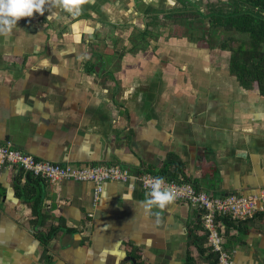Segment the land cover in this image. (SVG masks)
I'll return each instance as SVG.
<instances>
[{
	"label": "crops",
	"instance_id": "0c3cea01",
	"mask_svg": "<svg viewBox=\"0 0 264 264\" xmlns=\"http://www.w3.org/2000/svg\"><path fill=\"white\" fill-rule=\"evenodd\" d=\"M45 9L0 34V145L136 177L171 161L183 177L168 178L172 165L165 179L218 197L264 189V94L232 73L228 50L188 33L193 22L174 23L179 0H94L77 17ZM37 183L3 171L0 264H188L201 216L190 204L148 215L149 191L136 178L105 182L97 201L93 182L46 181L40 227L18 194L26 186L38 194ZM242 221L224 225L234 261L264 264V213ZM41 233L52 235L48 246Z\"/></svg>",
	"mask_w": 264,
	"mask_h": 264
},
{
	"label": "built area",
	"instance_id": "2783aa9c",
	"mask_svg": "<svg viewBox=\"0 0 264 264\" xmlns=\"http://www.w3.org/2000/svg\"><path fill=\"white\" fill-rule=\"evenodd\" d=\"M42 17L39 13H34ZM46 15V9L44 12ZM20 170L25 174L42 178L52 184L64 181H90L96 184L95 200H99L103 185L108 181L127 182L131 178L139 180L150 192L148 181L157 177L153 174L132 176L129 171L118 166H97L79 168L72 165H59L43 162L35 157L20 152L10 143L0 145V180L4 170ZM165 184L176 192L177 201L190 204L201 214L204 228L208 232V245L218 254V264H236L232 252L225 248V226L219 222V217H230L234 221L247 220L257 213L264 212V189L251 196L230 194L227 196H213L207 192H198L188 182L165 179Z\"/></svg>",
	"mask_w": 264,
	"mask_h": 264
},
{
	"label": "trees",
	"instance_id": "16d2710c",
	"mask_svg": "<svg viewBox=\"0 0 264 264\" xmlns=\"http://www.w3.org/2000/svg\"><path fill=\"white\" fill-rule=\"evenodd\" d=\"M184 4V0H179ZM183 10V9H182ZM181 10V11H182ZM175 12L174 16L185 17V11ZM197 16L210 19V26L212 28H223L226 31H234L249 37L247 45L248 49L233 51L231 54V71L235 74L239 81L245 86L254 87V84L258 86L261 93L264 94V0H231L227 8L215 9L208 15H203L201 12H196ZM223 50H230V47L225 44L220 46ZM229 48V49H228ZM176 166V174L174 177H168L167 172L170 166ZM29 175V178L33 181H38L40 186L38 194L31 191L32 185L28 183L24 188H18V194L23 197L24 200L31 206L35 219L33 224L36 226H47L43 219L42 207H43V187L42 182L46 180ZM158 177L163 178H178L183 177V171L180 164H173L168 162L165 168L156 174ZM185 181L184 178H182ZM264 212L257 213L261 214ZM255 216L251 217L254 218ZM248 218V219H251ZM247 219V220H248ZM219 222H222L227 229L234 227L236 223L230 217H219ZM55 233V231H52ZM45 246H48L52 235L39 234L38 235ZM225 248L229 250V247L225 243ZM230 251V250H229ZM231 252V251H230ZM196 257L206 264H218V254L215 253L208 245V232L203 226V222L200 216L198 224H196L191 230L190 247L188 264H196ZM137 264H141L137 262Z\"/></svg>",
	"mask_w": 264,
	"mask_h": 264
},
{
	"label": "clouds",
	"instance_id": "9594fccd",
	"mask_svg": "<svg viewBox=\"0 0 264 264\" xmlns=\"http://www.w3.org/2000/svg\"><path fill=\"white\" fill-rule=\"evenodd\" d=\"M88 3H94V0H0V34H10L21 18L32 17L34 13L44 15L46 5L60 8L77 17L82 13V6ZM73 27L75 29V25ZM87 31L89 34L92 32L91 29ZM148 183L149 198L142 202L146 214H153L151 213L153 207L162 212L175 201L177 194L171 186L165 184L163 177H155ZM155 215L159 222L160 212H156Z\"/></svg>",
	"mask_w": 264,
	"mask_h": 264
},
{
	"label": "rangeland",
	"instance_id": "374dc122",
	"mask_svg": "<svg viewBox=\"0 0 264 264\" xmlns=\"http://www.w3.org/2000/svg\"><path fill=\"white\" fill-rule=\"evenodd\" d=\"M223 3V4H222ZM217 1V0H203L202 3H200L201 10L204 12V14L208 15L215 9H223L227 8L229 5L227 0ZM178 9H180L179 3H177L176 6ZM175 7V8H176ZM185 18L176 16L174 19L175 21L185 22ZM173 21V20H172ZM194 24V31L188 30V33L195 34L196 39L199 44L204 45L205 47H208L210 49L220 47L221 45L225 44L226 46L230 47L231 51H229V54H232L233 51H237L239 49L245 50L248 49L247 42L249 41V37L234 31H226L223 28H212L210 26V20H194L192 21ZM163 23V22H162ZM188 26V25H187ZM191 35V36H192ZM192 36V37H194ZM229 49V48H228ZM230 55H227L226 58H230Z\"/></svg>",
	"mask_w": 264,
	"mask_h": 264
},
{
	"label": "flooded vegetation",
	"instance_id": "af4514ba",
	"mask_svg": "<svg viewBox=\"0 0 264 264\" xmlns=\"http://www.w3.org/2000/svg\"><path fill=\"white\" fill-rule=\"evenodd\" d=\"M202 1L203 0H184V4H182L181 3V10L183 9L186 13H185V17H186V19H184V21L186 22V23H190V22H192V21H196V20H198V19H200V20H206V19H208V18H205V17H200V16H197L196 15V12L197 11H199V12H201L203 15H206V14H204V12L201 10V6H200V3H202ZM217 1H221V3H222V1L223 0H217ZM228 1V3H230L231 2V0H227ZM223 4V3H222ZM218 9H220V8H218ZM181 10H179L178 12H180ZM182 10V11H183ZM181 11V12H182ZM210 20V19H209Z\"/></svg>",
	"mask_w": 264,
	"mask_h": 264
},
{
	"label": "water",
	"instance_id": "95a60500",
	"mask_svg": "<svg viewBox=\"0 0 264 264\" xmlns=\"http://www.w3.org/2000/svg\"><path fill=\"white\" fill-rule=\"evenodd\" d=\"M129 259L135 263V260L134 259H132V258H129Z\"/></svg>",
	"mask_w": 264,
	"mask_h": 264
}]
</instances>
